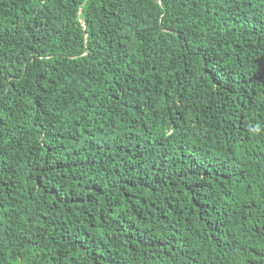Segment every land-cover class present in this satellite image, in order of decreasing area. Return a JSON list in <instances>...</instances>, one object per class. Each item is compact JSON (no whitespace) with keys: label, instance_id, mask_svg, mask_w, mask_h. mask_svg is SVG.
I'll return each instance as SVG.
<instances>
[{"label":"trees","instance_id":"16d2710c","mask_svg":"<svg viewBox=\"0 0 264 264\" xmlns=\"http://www.w3.org/2000/svg\"><path fill=\"white\" fill-rule=\"evenodd\" d=\"M0 264H264V0H0Z\"/></svg>","mask_w":264,"mask_h":264}]
</instances>
